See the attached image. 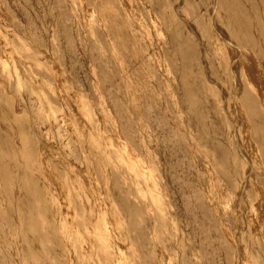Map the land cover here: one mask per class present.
<instances>
[{"label": "rangeland", "instance_id": "rangeland-1", "mask_svg": "<svg viewBox=\"0 0 264 264\" xmlns=\"http://www.w3.org/2000/svg\"><path fill=\"white\" fill-rule=\"evenodd\" d=\"M219 1L0 0V264H264V219L216 193L249 168L220 33L264 90V0Z\"/></svg>", "mask_w": 264, "mask_h": 264}, {"label": "bare ground", "instance_id": "bare-ground-1", "mask_svg": "<svg viewBox=\"0 0 264 264\" xmlns=\"http://www.w3.org/2000/svg\"><path fill=\"white\" fill-rule=\"evenodd\" d=\"M219 4L220 1L216 0L214 9H216L217 13L215 14V17L212 16L214 22L217 18L220 19L222 14ZM220 40L226 45H224L221 54L219 55V76H221L227 83L225 86L228 90L227 94L229 95L227 101L234 100L237 103L238 107L236 113L242 121L240 125L236 123L233 124V131L229 128L227 129L229 137H227L226 143L233 148L234 139L237 138V144L235 143L236 147L238 148L240 155H242L244 160L249 164V168L247 167V175L245 176L244 174V179H246V186L245 188L243 187L244 189L242 188L240 190V183L237 190L222 186L221 183L218 185L219 187L216 193L218 195L223 194L225 201L236 202L238 205L234 210H226L228 215L239 218L240 211L243 210L247 216L253 218L258 217L260 220L264 219V214H261L262 210L264 211V156L258 149V133H254L253 135L252 125L247 119V113L244 111L243 98L240 96V92L243 77L249 88L258 93L260 104L264 110V90L259 87V84H257V79L260 77L262 69L256 64L255 59L251 55L253 49L251 44L252 36L250 33L242 32L241 30L239 32L220 33ZM248 59L250 61V66H247L244 70L242 69V64ZM228 75L232 78V85L230 87H227L228 82L224 78V76L227 77ZM231 117L234 122V116ZM240 130L248 131V136L243 135L242 138H238ZM259 131H261V128ZM248 183H250L249 187Z\"/></svg>", "mask_w": 264, "mask_h": 264}]
</instances>
